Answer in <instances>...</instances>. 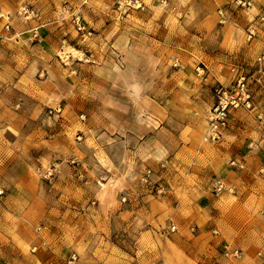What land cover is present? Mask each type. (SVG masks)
Returning <instances> with one entry per match:
<instances>
[{
    "label": "rangeland",
    "instance_id": "1",
    "mask_svg": "<svg viewBox=\"0 0 264 264\" xmlns=\"http://www.w3.org/2000/svg\"><path fill=\"white\" fill-rule=\"evenodd\" d=\"M0 10V264H264V162L226 144L262 134L264 0ZM241 78L250 106L212 139Z\"/></svg>",
    "mask_w": 264,
    "mask_h": 264
},
{
    "label": "built area",
    "instance_id": "2",
    "mask_svg": "<svg viewBox=\"0 0 264 264\" xmlns=\"http://www.w3.org/2000/svg\"><path fill=\"white\" fill-rule=\"evenodd\" d=\"M0 19H4V23L2 24V28L5 31H9L11 29V25L9 23L10 16L6 12H1L0 10ZM4 34H0V41L4 38ZM216 102L213 104L210 109L209 116V137L212 139L218 138L221 130L226 127L228 123V108L231 106L238 105L239 103L244 104L246 107L250 106V96L245 87L244 79L241 78L236 82L233 93H228L227 90L220 88L216 90ZM232 94V95H231ZM212 190L214 193L219 194L226 190V186L224 182L220 178H216L213 181ZM2 190H0V194ZM175 226H172L174 229ZM76 260V255L72 254L66 260L65 264H72ZM2 264H9L7 262H3Z\"/></svg>",
    "mask_w": 264,
    "mask_h": 264
},
{
    "label": "crops",
    "instance_id": "3",
    "mask_svg": "<svg viewBox=\"0 0 264 264\" xmlns=\"http://www.w3.org/2000/svg\"><path fill=\"white\" fill-rule=\"evenodd\" d=\"M261 67H264V60H261ZM257 75L259 80L264 79V68L259 69V71H253L252 77L255 78ZM255 85V84H254ZM257 87V86H256ZM258 94L261 96V100L256 104L257 107L260 108V110L264 111V86H261V89H259ZM262 134L260 133L257 135L258 138L253 136V134L248 133L243 134V130L240 127L235 126H229L228 130L226 131L230 137L229 143H226L229 147H231L232 151L238 152L239 157H245L247 155H250L252 152H258L259 151V158L260 161L264 162V125L261 126ZM247 130V129H246ZM233 145V148H232ZM260 149V150H259ZM241 152H239V151Z\"/></svg>",
    "mask_w": 264,
    "mask_h": 264
},
{
    "label": "bare ground",
    "instance_id": "4",
    "mask_svg": "<svg viewBox=\"0 0 264 264\" xmlns=\"http://www.w3.org/2000/svg\"><path fill=\"white\" fill-rule=\"evenodd\" d=\"M203 122H204V123H203L204 125H206L207 127L209 126V122H207V121H205V120H204ZM204 128H205V126H204ZM206 130H208V129L206 128ZM205 132H206V131H205ZM199 139L203 140V137H202V138H199Z\"/></svg>",
    "mask_w": 264,
    "mask_h": 264
}]
</instances>
